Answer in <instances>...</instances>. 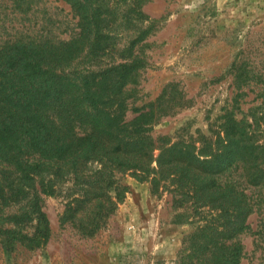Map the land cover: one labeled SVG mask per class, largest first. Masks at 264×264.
<instances>
[{
    "label": "trees",
    "instance_id": "obj_1",
    "mask_svg": "<svg viewBox=\"0 0 264 264\" xmlns=\"http://www.w3.org/2000/svg\"><path fill=\"white\" fill-rule=\"evenodd\" d=\"M66 2L78 18L70 40L43 32L26 37L18 30L0 41V246L15 251L47 244L51 226L44 200L63 192L56 183L68 175L86 183L81 197L70 195L61 224L79 220L80 231L92 235L115 209L106 193L114 174L104 176L112 160L138 178L151 176L156 185L157 175L168 173L178 188H186L183 199L212 205L219 264H241V235L252 231L251 215L259 212L264 228V89L260 104L242 110L245 88L260 83L261 74L243 63L232 66L238 92L200 147L197 141L155 138L165 97L142 107L130 104L141 65L133 48L148 31H140L123 60L102 67L116 37L112 9L100 0ZM25 5L26 0H13L20 14L30 12ZM130 110L137 115L127 120ZM122 188L117 185L118 195Z\"/></svg>",
    "mask_w": 264,
    "mask_h": 264
},
{
    "label": "rangeland",
    "instance_id": "obj_2",
    "mask_svg": "<svg viewBox=\"0 0 264 264\" xmlns=\"http://www.w3.org/2000/svg\"><path fill=\"white\" fill-rule=\"evenodd\" d=\"M100 1L112 9L117 21L116 37L100 62L102 67L123 60L124 50L140 31H148L133 48L141 65L131 86L134 97L130 104L142 107L165 97L160 105L165 113L152 131L155 138L197 141L196 146L200 147L201 137L211 136L224 108L232 104L238 92L230 73L234 64L243 63L261 74L260 83L245 88L248 96L242 110L246 113L263 100L264 0ZM27 7L30 12L23 15L15 9L13 0H0V41L6 39V32L18 30L26 37L43 32L67 41L77 32L78 18L66 0H26ZM27 29L30 32L26 33ZM136 115L130 110L127 120ZM158 154L159 150L155 157ZM106 162L105 180L114 174V182L106 193L116 205L109 217L101 218L92 235L80 231L79 220L61 224L70 195L81 197L80 186L86 183H78L68 175L56 183L63 192L44 200L51 226L47 244L34 250L20 246L15 251L0 246V264L220 263L217 211L212 205L183 199L186 188H178L168 173L158 174L156 185L151 176L141 179L133 169L122 170L117 162ZM91 165L96 167L97 163ZM179 168L175 172H181L182 167ZM185 173H180L181 177L187 178ZM119 184L126 188L118 195ZM260 218L259 212L251 215L252 231L241 235L245 250L241 264H264V228Z\"/></svg>",
    "mask_w": 264,
    "mask_h": 264
}]
</instances>
